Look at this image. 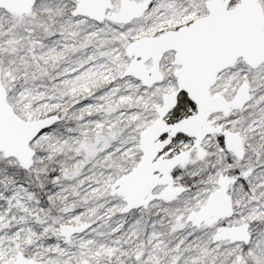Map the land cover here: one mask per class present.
I'll list each match as a JSON object with an SVG mask.
<instances>
[{
	"label": "snow or ice",
	"instance_id": "snow-or-ice-1",
	"mask_svg": "<svg viewBox=\"0 0 264 264\" xmlns=\"http://www.w3.org/2000/svg\"><path fill=\"white\" fill-rule=\"evenodd\" d=\"M0 264H264V0H0Z\"/></svg>",
	"mask_w": 264,
	"mask_h": 264
}]
</instances>
